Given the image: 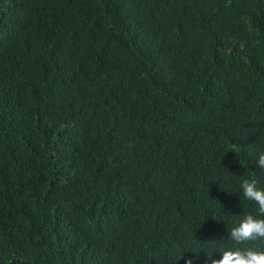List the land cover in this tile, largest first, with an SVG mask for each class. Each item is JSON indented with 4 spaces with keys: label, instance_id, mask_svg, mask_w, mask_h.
<instances>
[{
    "label": "trees",
    "instance_id": "trees-1",
    "mask_svg": "<svg viewBox=\"0 0 264 264\" xmlns=\"http://www.w3.org/2000/svg\"><path fill=\"white\" fill-rule=\"evenodd\" d=\"M261 153L264 0H0V264H211Z\"/></svg>",
    "mask_w": 264,
    "mask_h": 264
},
{
    "label": "clouds",
    "instance_id": "clouds-1",
    "mask_svg": "<svg viewBox=\"0 0 264 264\" xmlns=\"http://www.w3.org/2000/svg\"><path fill=\"white\" fill-rule=\"evenodd\" d=\"M257 167L264 169V153L259 154ZM240 187L244 198L258 206V216L248 214L230 230L228 238L237 247L223 251L219 259H212L215 251L207 254L211 264H264V250L258 251L247 246L249 242L264 241V189L258 187L254 179H244ZM187 264H192V261H187Z\"/></svg>",
    "mask_w": 264,
    "mask_h": 264
}]
</instances>
